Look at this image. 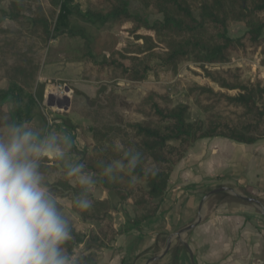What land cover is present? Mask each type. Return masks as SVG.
<instances>
[{
    "label": "trees",
    "instance_id": "16d2710c",
    "mask_svg": "<svg viewBox=\"0 0 264 264\" xmlns=\"http://www.w3.org/2000/svg\"><path fill=\"white\" fill-rule=\"evenodd\" d=\"M4 1L0 0V4ZM133 1L138 2L145 13L162 15L163 19L150 23L147 18L133 14L128 0L89 2L83 14L88 21L113 22L134 42L118 44L102 62H97L88 52L83 60V80L141 83L147 80L155 62L177 76L184 63L223 65L234 62L239 56L254 55L260 48L264 56V0ZM74 2L60 0L57 12L42 0H11L7 10L2 12L15 22L17 29L0 26V84L9 85L0 91V101H11L13 105L10 111L5 103L1 104L0 112H10L14 119L30 123L37 115H42V110L46 109L47 85L40 82V77L46 55L56 39L55 33L69 26ZM234 24L245 27L243 37L229 36ZM155 75L158 79L159 73ZM206 79L220 90L189 84L187 95L201 113L195 123L186 120L190 106L175 103L168 87L159 82L149 85L137 103H129L115 94L103 96L106 88H101L95 98L70 88V109L65 116L75 113L92 123V135L86 140L88 152L81 163L102 178L104 189L133 203L136 208L133 226L157 215L171 174L196 142L223 138L251 145L264 140L263 83L245 78L239 68L207 71ZM133 114L139 118L128 120ZM114 140L141 150L144 169L155 174L150 172L144 176L138 169L140 178L131 188L124 176L116 182L104 178L97 163L117 158L118 154L111 147ZM45 170L47 175H54V182L49 184L57 198L68 199L81 224L92 226L90 233L83 236L78 225L71 221L74 240L68 245L69 251L83 257L84 264H96L97 253L122 233L115 228L109 199L91 195L93 207L82 212L73 204L79 185H73L63 169L53 164L48 163Z\"/></svg>",
    "mask_w": 264,
    "mask_h": 264
},
{
    "label": "crops",
    "instance_id": "0c3cea01",
    "mask_svg": "<svg viewBox=\"0 0 264 264\" xmlns=\"http://www.w3.org/2000/svg\"><path fill=\"white\" fill-rule=\"evenodd\" d=\"M49 57L46 55L43 67L48 69L40 77V82L47 85L46 109L31 123L66 130L76 142L73 158L82 162L88 152L86 140L92 135V123L75 113L65 116L70 109V88L95 98L100 82L82 79L81 61L76 75L52 73V68L64 66L68 61L56 56L49 60ZM46 80L56 83L49 85ZM118 81L130 86L129 82ZM54 88L63 94L50 93ZM0 91H4L1 86ZM144 94L143 91L133 103L139 102ZM49 97L57 100L51 103ZM126 101L131 103L129 98ZM10 102L0 101V105L5 103L12 111ZM48 163L62 170L58 163ZM95 177L97 183L92 195L109 199L115 228L122 231L97 253L96 264H264V218L262 213L259 215V208L238 199L218 202L226 192L210 195L219 188H230L264 205V140L247 145L214 138L193 144L171 174L157 215L139 226H133L136 215L133 203L104 189L102 178ZM47 178L49 183L54 182L53 174ZM58 200L70 221L78 225L79 233L88 235L92 226L81 224L68 199ZM198 219L199 223L195 224ZM194 224L192 230L179 235ZM81 249L82 246L78 251Z\"/></svg>",
    "mask_w": 264,
    "mask_h": 264
},
{
    "label": "clouds",
    "instance_id": "9594fccd",
    "mask_svg": "<svg viewBox=\"0 0 264 264\" xmlns=\"http://www.w3.org/2000/svg\"><path fill=\"white\" fill-rule=\"evenodd\" d=\"M76 142L55 126L18 121L10 112H0V264H84L83 257L68 249L74 226L51 190L46 165L58 163L65 177L77 183L76 209L93 207L90 198L96 177L73 158ZM117 158L100 160L101 175L113 182L126 177L134 187L150 169H144L143 153L135 146L114 140ZM154 175V172H151Z\"/></svg>",
    "mask_w": 264,
    "mask_h": 264
},
{
    "label": "rangeland",
    "instance_id": "374dc122",
    "mask_svg": "<svg viewBox=\"0 0 264 264\" xmlns=\"http://www.w3.org/2000/svg\"><path fill=\"white\" fill-rule=\"evenodd\" d=\"M10 1L11 0H6L0 4V26L4 29L15 30L17 29L15 22L5 17L2 13L3 11L7 10ZM42 1L50 3L54 7V9L59 12L60 0ZM90 1L92 0H75L73 4V12L68 19L69 26L55 33L56 39L51 43L52 45H50L47 52L50 55L49 60L53 56H56L61 60L66 59L68 62L65 63L64 66L52 68L50 70L52 73H57L60 75L69 73L71 75H76L78 72L77 67L79 66V61H81L80 66L83 67L85 64L83 60L88 52L93 54L97 62H102L107 56L110 55L111 51L118 44H129L134 42L133 39L129 38L122 27L114 24L113 22H109L106 24H96L88 21L83 16V14L87 12ZM128 1L130 2V11L133 14L141 15L147 18L150 23L161 21L163 19L162 15L145 13L144 9L140 7L138 2L133 0ZM197 15L198 12L195 11V16ZM128 27L129 25L124 28ZM245 34L246 29L241 24H234L229 30V36L233 39L241 38ZM234 68L241 69L245 78L251 80H259L264 85V56L262 55V48H260L254 55H249L248 57L239 56L234 62L223 65H200L193 63H184L180 66L177 76H173L170 72L161 67L160 63L155 62L153 64V71L149 73L146 81L141 83H131L129 81H126L130 83V86H127V83H123L118 80L113 82L100 81V83H98V91H100L101 88H106L107 92L102 94L103 96L115 94L118 96V98H129V101L133 103L135 102L134 100L141 96L143 91L144 93H146L149 85L159 82L160 84L168 87L175 103H184L190 106V111L187 114L186 120L190 123H195L200 119L201 113L197 106H195L193 100L187 95L189 84L197 83L202 86L212 87L216 91H218L220 89L217 87V85L211 83L208 79H206V72ZM47 69L48 66H45L43 74L47 71ZM156 73H159L158 79L155 77ZM46 82L49 85L56 83V81L49 82V80H46ZM145 83L149 84L144 85ZM131 84H133L132 86H138L140 88L131 87ZM0 86L2 90H6L9 87L7 82H2ZM141 87H144V89H142ZM54 89L55 90H51L50 93L55 92L59 95L60 93H62L59 88ZM57 89L59 90L57 91ZM49 99L51 103L57 100L52 99V97H49ZM138 118V116L133 114L129 115L127 119L136 120ZM235 193L241 196L249 197L247 194L240 190L235 191ZM234 199L237 200L238 198H236L230 192H226L223 197H219L218 202L223 200L230 201ZM262 212L264 213V205L259 207V215ZM261 216L264 218L262 214Z\"/></svg>",
    "mask_w": 264,
    "mask_h": 264
},
{
    "label": "water",
    "instance_id": "95a60500",
    "mask_svg": "<svg viewBox=\"0 0 264 264\" xmlns=\"http://www.w3.org/2000/svg\"><path fill=\"white\" fill-rule=\"evenodd\" d=\"M223 192H230L231 194H233L239 200L247 202L249 204H253V205L257 206L258 208L261 206V203L258 200L254 199V198H251V197H245V196L238 195V194L235 193V190L230 189V188H219V189L211 192L210 195H216L218 193H223ZM262 214L264 216L263 212H262ZM199 221H200V219H198L195 224L199 223ZM195 224L191 225L188 228H186L185 230H183L181 233H179V235L192 230L193 227L195 226Z\"/></svg>",
    "mask_w": 264,
    "mask_h": 264
}]
</instances>
